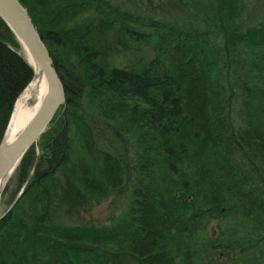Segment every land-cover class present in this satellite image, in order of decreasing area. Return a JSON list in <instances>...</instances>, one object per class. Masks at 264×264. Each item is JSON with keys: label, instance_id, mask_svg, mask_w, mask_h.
<instances>
[{"label": "trees", "instance_id": "1", "mask_svg": "<svg viewBox=\"0 0 264 264\" xmlns=\"http://www.w3.org/2000/svg\"><path fill=\"white\" fill-rule=\"evenodd\" d=\"M19 1L66 104L11 178L0 264H264V18L247 0ZM19 47L0 18V144L34 76ZM127 186L111 223L84 220Z\"/></svg>", "mask_w": 264, "mask_h": 264}, {"label": "water", "instance_id": "2", "mask_svg": "<svg viewBox=\"0 0 264 264\" xmlns=\"http://www.w3.org/2000/svg\"><path fill=\"white\" fill-rule=\"evenodd\" d=\"M0 18L28 52L29 56L26 57L25 55L23 57L34 70L33 79L39 73H44L50 83L49 93L43 106L24 133L7 150L2 151L5 135L0 144V184L6 180V187L25 155L39 142L42 135L49 129L59 109L66 104V92L45 43L20 1L0 0ZM38 161L39 158L37 163ZM22 194L23 191L4 216L14 209Z\"/></svg>", "mask_w": 264, "mask_h": 264}, {"label": "rangeland", "instance_id": "3", "mask_svg": "<svg viewBox=\"0 0 264 264\" xmlns=\"http://www.w3.org/2000/svg\"><path fill=\"white\" fill-rule=\"evenodd\" d=\"M120 1L124 4H132L133 7L137 8L139 11L148 12L150 8H152V5H156L159 0H153L150 4L149 0H136V4L132 0H115ZM247 12L248 15L254 19H263L264 18V0H247ZM19 51L20 53L25 56L24 48L19 43ZM99 102V101H98ZM100 103V102H99ZM108 97L102 101V106L106 109L108 108ZM15 107V106H14ZM84 110L87 109L89 111V105L86 101L83 105ZM107 111V109H106ZM94 114V113H92ZM112 115V114H111ZM120 114H116V117H119V121H123L125 119V115L119 116ZM97 117V116H96ZM95 125L97 126V129L99 130V134L101 137V141L104 144V146L113 149V146L115 144V134L119 133L118 125L113 126H106L102 120H99L96 118ZM49 130V129H48ZM37 145V144H36ZM113 145V146H112ZM131 149V148H129ZM37 151L40 152V146H37ZM13 177V176H12ZM16 189L17 184L15 181H10L6 185L1 201H0V219L7 213V211L10 209L11 205L15 201V195H16ZM130 195V188L127 186L123 192L119 193H113L109 198L106 200H103L99 203H96L90 212L83 215V218L85 221H96L101 222L105 224L111 223L125 208L127 200ZM15 198V199H14ZM14 200V201H13ZM13 201V202H12ZM218 220L212 221L211 225L209 226V231L213 235L215 234V237H219L220 233L215 228L217 227ZM237 253L230 252H214L211 256L209 261L213 264H231L236 259Z\"/></svg>", "mask_w": 264, "mask_h": 264}, {"label": "bare ground", "instance_id": "4", "mask_svg": "<svg viewBox=\"0 0 264 264\" xmlns=\"http://www.w3.org/2000/svg\"><path fill=\"white\" fill-rule=\"evenodd\" d=\"M26 57L28 52L24 49ZM31 58V57H30ZM50 83L44 73H39L36 78L25 88L17 99L12 117L5 132L2 151L10 148L24 133L30 122L38 114L49 93ZM5 181L0 184V201L5 187Z\"/></svg>", "mask_w": 264, "mask_h": 264}]
</instances>
